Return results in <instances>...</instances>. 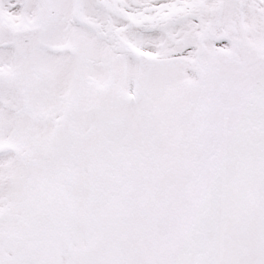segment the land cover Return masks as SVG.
<instances>
[{
    "label": "snow or ice",
    "instance_id": "6c2138e0",
    "mask_svg": "<svg viewBox=\"0 0 264 264\" xmlns=\"http://www.w3.org/2000/svg\"><path fill=\"white\" fill-rule=\"evenodd\" d=\"M0 264H264V0H0Z\"/></svg>",
    "mask_w": 264,
    "mask_h": 264
}]
</instances>
